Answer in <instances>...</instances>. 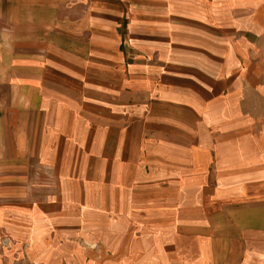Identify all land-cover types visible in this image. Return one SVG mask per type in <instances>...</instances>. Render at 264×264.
Instances as JSON below:
<instances>
[{
  "label": "crops",
  "instance_id": "obj_1",
  "mask_svg": "<svg viewBox=\"0 0 264 264\" xmlns=\"http://www.w3.org/2000/svg\"><path fill=\"white\" fill-rule=\"evenodd\" d=\"M178 12L213 50L181 107L167 68L135 79L123 57L168 49ZM127 82H155L150 121ZM18 263L264 264V0H0V264Z\"/></svg>",
  "mask_w": 264,
  "mask_h": 264
},
{
  "label": "rangeland",
  "instance_id": "obj_2",
  "mask_svg": "<svg viewBox=\"0 0 264 264\" xmlns=\"http://www.w3.org/2000/svg\"><path fill=\"white\" fill-rule=\"evenodd\" d=\"M192 18V16H189V18L183 16L181 12L177 13L174 18L172 43L169 44L168 49H149V47L140 51L126 49L123 56L127 75H137L135 79L150 80L152 79L150 75L158 77V74L167 68L168 73L173 76L172 94L176 100L174 103L178 107H181L183 104L182 85L184 79L187 81L189 88L192 89L193 84H199L194 81L198 79V73H204L199 72L198 69L201 68L206 70L207 74H213V66L208 64L213 60V50L207 49V45L199 41L197 22L196 19L191 20ZM133 37V33H126L124 40L128 38L133 40ZM143 41L150 42L149 34L143 36ZM139 60L141 64L137 65ZM202 83L205 89H209L211 83L208 78L202 81ZM134 84L127 82V106H129L130 111L136 109L141 112V116L139 117L142 122H148L151 117V109H155L153 105L160 106V103L156 100L157 98L149 94L151 85L155 84V82H142L141 86H134ZM215 84L218 85L217 83ZM230 84L231 82L223 83V85ZM130 114L133 115L132 113ZM175 115L181 117L180 113ZM142 142L144 144L145 139ZM142 148L145 154L149 153V147L142 146Z\"/></svg>",
  "mask_w": 264,
  "mask_h": 264
}]
</instances>
